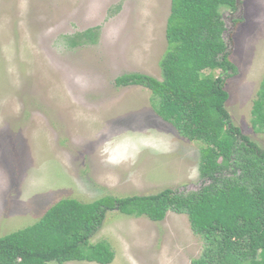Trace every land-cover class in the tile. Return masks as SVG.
<instances>
[{
    "label": "rangeland",
    "instance_id": "1",
    "mask_svg": "<svg viewBox=\"0 0 264 264\" xmlns=\"http://www.w3.org/2000/svg\"><path fill=\"white\" fill-rule=\"evenodd\" d=\"M170 12L171 0H0V237L63 199L202 188V145L157 116L150 90L116 86L129 73L163 79ZM222 13L237 68L226 109L264 150L251 122L264 80V0H236ZM89 29L97 44L69 47L68 36ZM104 241L111 264H192L204 248L188 217L173 212L161 222L110 212L90 239Z\"/></svg>",
    "mask_w": 264,
    "mask_h": 264
},
{
    "label": "trees",
    "instance_id": "2",
    "mask_svg": "<svg viewBox=\"0 0 264 264\" xmlns=\"http://www.w3.org/2000/svg\"><path fill=\"white\" fill-rule=\"evenodd\" d=\"M223 8L236 0H171L163 79L125 74L117 87L151 91L157 116L178 134L200 143L198 192L166 189L155 195L104 196L91 203L63 199L35 224L0 237V264L91 262L111 264L107 242L92 244L108 213L161 222L169 212L188 217L193 233L204 241L192 264H264V150L233 124L226 109V80L237 68L223 38ZM70 48L97 44L98 30L66 38ZM222 74L216 76L214 72ZM252 126L264 132V80L251 111Z\"/></svg>",
    "mask_w": 264,
    "mask_h": 264
},
{
    "label": "bare ground",
    "instance_id": "3",
    "mask_svg": "<svg viewBox=\"0 0 264 264\" xmlns=\"http://www.w3.org/2000/svg\"><path fill=\"white\" fill-rule=\"evenodd\" d=\"M85 133V132H84Z\"/></svg>",
    "mask_w": 264,
    "mask_h": 264
}]
</instances>
